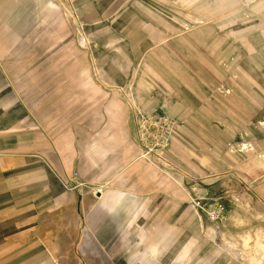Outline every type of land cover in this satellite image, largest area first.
Wrapping results in <instances>:
<instances>
[{"label":"crops","instance_id":"1","mask_svg":"<svg viewBox=\"0 0 264 264\" xmlns=\"http://www.w3.org/2000/svg\"><path fill=\"white\" fill-rule=\"evenodd\" d=\"M70 1L68 12L66 0H0V264L46 263L32 239L36 223L50 216V170L59 171L60 186L67 179L93 183L99 168L130 154L129 110L119 93L135 60L146 61L141 68L156 100L171 96V118L185 120L195 136L220 141L222 126L214 122L226 123L232 113L252 137L264 138V52H217L227 58L224 67L210 52H169L179 31L173 0ZM249 36L258 39L256 32ZM177 42L170 43L174 49ZM174 53L187 59L188 73ZM104 199L101 206L118 220L131 214L136 198L106 192ZM166 209H157L150 233L133 231L144 250L123 261L155 264L167 257L159 249L176 250L169 259L186 256L195 214ZM130 232L123 227L124 237Z\"/></svg>","mask_w":264,"mask_h":264},{"label":"rangeland","instance_id":"2","mask_svg":"<svg viewBox=\"0 0 264 264\" xmlns=\"http://www.w3.org/2000/svg\"><path fill=\"white\" fill-rule=\"evenodd\" d=\"M66 1L68 5L58 0L69 12L71 1ZM177 2L179 8L175 0L172 4L179 31L167 44L169 52H210L206 56L217 63L222 60L223 67L227 58L217 52H264V0ZM53 28V33L63 35L62 29ZM252 31L258 36L255 41L249 36ZM172 41H178L176 49ZM174 54L188 73L183 66L187 59ZM145 63L133 61L120 85V97L129 110L125 124L130 154L114 167L99 168L93 183L61 179L60 186L54 183L59 171L50 170L51 211L36 223L39 229L32 239L36 257L43 251L45 264H147L121 258L144 250L133 231L150 233L157 209L189 207L196 225L192 247L184 258L175 254L172 259L168 256L176 250L159 249L168 259L160 256L155 264H264V138L252 137L232 113L226 123L214 122L222 126L220 141L195 136L185 120L171 118V96L156 100L154 84L141 68ZM254 148L258 151L252 152ZM51 160L55 161L53 155ZM99 188L98 194L94 192ZM106 192L112 197L133 193L131 214L118 220L109 216L101 206ZM124 226L131 230L125 237Z\"/></svg>","mask_w":264,"mask_h":264},{"label":"bare ground","instance_id":"3","mask_svg":"<svg viewBox=\"0 0 264 264\" xmlns=\"http://www.w3.org/2000/svg\"><path fill=\"white\" fill-rule=\"evenodd\" d=\"M126 194H127V193H126ZM130 194H131V193H130ZM130 198H131V196H130ZM249 259H250V258H249ZM249 259H248V261H250V260H251V259H250V260H249ZM253 259H254V258H253Z\"/></svg>","mask_w":264,"mask_h":264}]
</instances>
